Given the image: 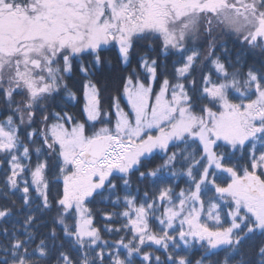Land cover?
<instances>
[{
    "label": "snow or ice",
    "instance_id": "1",
    "mask_svg": "<svg viewBox=\"0 0 264 264\" xmlns=\"http://www.w3.org/2000/svg\"><path fill=\"white\" fill-rule=\"evenodd\" d=\"M0 176V264H264V0H0Z\"/></svg>",
    "mask_w": 264,
    "mask_h": 264
},
{
    "label": "trees",
    "instance_id": "2",
    "mask_svg": "<svg viewBox=\"0 0 264 264\" xmlns=\"http://www.w3.org/2000/svg\"><path fill=\"white\" fill-rule=\"evenodd\" d=\"M231 46V45H230ZM105 55L111 60L110 64H106L103 68V71L98 74V79H100L101 84L103 85L105 82L108 83V91L104 92L102 95V103L105 107H107L109 103V98L111 95H114V89L117 86L118 83V78L122 75H126V70L124 69L123 65H121L117 60H116V55L114 52H107ZM246 61L248 65L256 64L257 67H259V61L261 57L259 54L257 55H252L251 53L246 56ZM171 61H169V66H170ZM133 66H135V60L133 61ZM130 70V69H129ZM78 96H81V93H77ZM19 99V97L17 98ZM82 105H77L75 107L70 108V111L73 112L77 117L79 118L81 115L80 109ZM0 179H2V176H0ZM133 184L134 188L133 191H135V177L133 178ZM181 187L183 184L181 183ZM143 185H141V192L138 194L139 196L143 195ZM98 208H104L105 206L103 204L97 205ZM111 210V209H108ZM96 223L97 226L103 229L104 223L102 220V217L100 215H97L96 218ZM106 238L111 239L110 236H106ZM254 243H259V241H255ZM249 248V245L245 246V251ZM199 258V250L196 249L194 250L191 259L193 260V264H195V260Z\"/></svg>",
    "mask_w": 264,
    "mask_h": 264
}]
</instances>
